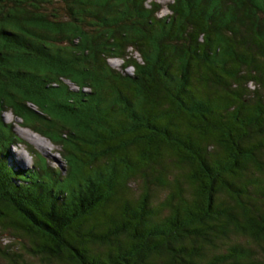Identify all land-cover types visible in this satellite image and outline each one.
I'll list each match as a JSON object with an SVG mask.
<instances>
[{
    "label": "trees",
    "instance_id": "1",
    "mask_svg": "<svg viewBox=\"0 0 264 264\" xmlns=\"http://www.w3.org/2000/svg\"><path fill=\"white\" fill-rule=\"evenodd\" d=\"M167 7L0 0V231L36 259L5 264H264V0Z\"/></svg>",
    "mask_w": 264,
    "mask_h": 264
},
{
    "label": "rangeland",
    "instance_id": "2",
    "mask_svg": "<svg viewBox=\"0 0 264 264\" xmlns=\"http://www.w3.org/2000/svg\"><path fill=\"white\" fill-rule=\"evenodd\" d=\"M157 3L161 5V9L158 12V16H163L169 13V9L167 4L171 2V0H156ZM130 55H133L135 58L139 59L137 53L133 50H130ZM111 66L117 70L121 71L122 73L132 74L133 69L132 67L122 68V60L120 59H111L109 60ZM65 82L70 86L72 89H76V87L69 81L65 80ZM3 121L11 127L12 132L16 134V136L22 139L26 144H30L37 152H39L42 156L46 157L48 163L54 167H60L62 170L65 169V164L62 160V157L59 154V147L53 145L51 142L48 141L47 138L35 133L28 127H24L21 123V119L15 117L11 111H4L1 115ZM30 134L33 138H37V140H32L29 136L25 135ZM28 134V135H29ZM36 141V142H35ZM38 141V142H37ZM40 144V145H39ZM41 144H45L46 148H42ZM7 162L9 166L16 168V169H23L25 167L30 166V159L29 155L24 147V145L18 144L17 146H11L9 150V155L7 157ZM7 233V232H5ZM0 231V249H4L2 246H8L10 252H20L23 254L22 257L32 259V261H36L35 258L27 255L25 245L23 244L24 241L20 238H15L10 234H5ZM11 248V249H10ZM3 259V260H2ZM21 259V258H20ZM4 261V262H3ZM7 261L4 258H0V264H5Z\"/></svg>",
    "mask_w": 264,
    "mask_h": 264
},
{
    "label": "bare ground",
    "instance_id": "3",
    "mask_svg": "<svg viewBox=\"0 0 264 264\" xmlns=\"http://www.w3.org/2000/svg\"><path fill=\"white\" fill-rule=\"evenodd\" d=\"M29 134V133H28ZM28 134H26L25 133V135H27V136H29L32 140H37V138H33L32 136H30V134L28 135ZM36 142V141H35ZM38 142V141H37ZM40 145V144H39ZM41 146H43L42 148L44 149V148H46V146H45V144H41Z\"/></svg>",
    "mask_w": 264,
    "mask_h": 264
}]
</instances>
